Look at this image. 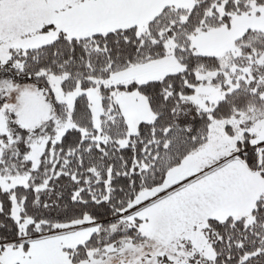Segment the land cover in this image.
<instances>
[{
  "label": "snow or ice",
  "instance_id": "1",
  "mask_svg": "<svg viewBox=\"0 0 264 264\" xmlns=\"http://www.w3.org/2000/svg\"><path fill=\"white\" fill-rule=\"evenodd\" d=\"M0 264H264V0H0Z\"/></svg>",
  "mask_w": 264,
  "mask_h": 264
}]
</instances>
